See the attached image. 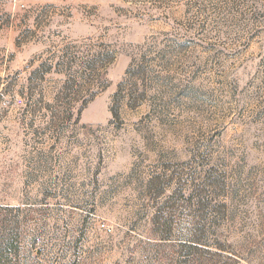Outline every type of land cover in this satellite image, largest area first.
Listing matches in <instances>:
<instances>
[{
	"label": "rangeland",
	"instance_id": "1",
	"mask_svg": "<svg viewBox=\"0 0 264 264\" xmlns=\"http://www.w3.org/2000/svg\"><path fill=\"white\" fill-rule=\"evenodd\" d=\"M0 243L264 264V0H0Z\"/></svg>",
	"mask_w": 264,
	"mask_h": 264
},
{
	"label": "trees",
	"instance_id": "2",
	"mask_svg": "<svg viewBox=\"0 0 264 264\" xmlns=\"http://www.w3.org/2000/svg\"><path fill=\"white\" fill-rule=\"evenodd\" d=\"M97 56H99V55H97ZM97 58H100V56L97 57ZM96 60L98 61V59H96ZM100 60H101L100 62H103V60H104L103 57H102ZM93 64H94V63H92L91 66L87 67V68L85 69V71H88L89 69L92 70V69L94 68ZM66 88H68V85L66 86ZM195 235H196V234H195ZM163 239H168V238H163ZM196 239H197V237L195 236V238L191 239V241L194 242V243H200V242L197 241ZM1 243H2V239H1ZM1 243H0V244H1ZM3 244H5V242H4ZM1 245H2V244H1ZM5 245H6V247H11L12 245H14V243H13V242H11V243L7 242ZM0 251H2V250H0ZM2 258H3V256H2Z\"/></svg>",
	"mask_w": 264,
	"mask_h": 264
},
{
	"label": "crops",
	"instance_id": "3",
	"mask_svg": "<svg viewBox=\"0 0 264 264\" xmlns=\"http://www.w3.org/2000/svg\"><path fill=\"white\" fill-rule=\"evenodd\" d=\"M38 1L57 3V2H62L63 0H38Z\"/></svg>",
	"mask_w": 264,
	"mask_h": 264
}]
</instances>
